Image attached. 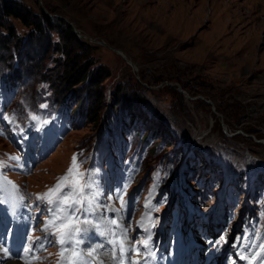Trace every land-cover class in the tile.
Instances as JSON below:
<instances>
[{
    "label": "rangeland",
    "instance_id": "rangeland-1",
    "mask_svg": "<svg viewBox=\"0 0 264 264\" xmlns=\"http://www.w3.org/2000/svg\"><path fill=\"white\" fill-rule=\"evenodd\" d=\"M20 1L16 8L28 12L26 16L30 20H40L45 11L50 16L62 17L71 25L79 38L77 41L69 39L74 63L86 66L92 61L99 73L104 65L109 67L110 73L101 82L105 106L110 103L112 95L108 91L114 85L124 86L134 96L141 94L140 99L145 102L136 107L138 115L131 121L147 126L144 131L154 125L165 128L172 139L166 147L182 151L172 176L157 165L151 164L148 168L147 155L135 165L132 163L133 168H128L120 158L121 153L117 156L109 142L111 136L106 133L111 130L107 128L100 133L94 152L93 142L97 136L94 119L77 127L56 119L49 104L48 82L34 74L22 75L15 90L5 91L1 87L4 66L0 65V160L6 162L5 167L0 168L3 175L17 186L20 178L36 181L35 185L43 180L54 183L67 172L76 155L81 169L90 172L99 186L94 185L92 190L94 195L100 193L96 202L112 204L120 213L127 233H142L147 226L141 241L149 240L158 250L169 249L171 243L182 247L183 239L188 237L191 256L215 259L221 255L218 262L223 264L224 261L229 263L227 254L232 251L229 244L242 236L243 230L247 236L243 246H255L251 236L257 227L253 223L249 225L248 218L257 213L258 204L242 194L244 191H239L244 190L243 186H250L255 199L260 181L253 185L252 176L258 170L264 171V0ZM1 21L2 25L12 21L22 35L31 27L18 17ZM44 40L31 49L33 72L47 66L48 60L43 61ZM83 42L90 43L86 50ZM78 64L74 69L76 73ZM10 92L15 96H8ZM41 124L37 136L44 143L49 141L52 147L44 155L42 166L35 165L31 170L21 160L24 166L21 171V166L9 157L20 155L25 149L24 129L33 130ZM129 138L136 142L138 135ZM142 143L140 139L136 143L139 150L133 153L123 145L120 149L129 152L127 157L139 158V151L145 153L140 148ZM104 152L108 166L102 159ZM170 156L167 159H176V155ZM208 159H216L217 165H211ZM242 168L249 172L243 186L236 177ZM218 169L221 172H217ZM212 174L218 179L210 187L204 186L207 180L195 181L199 175L209 178ZM107 176L112 185L101 193ZM188 182L195 190H187ZM234 183L237 200L232 203L230 212L225 198L217 195V190L221 188L226 192ZM206 189L211 190V196L204 192ZM0 193L5 200L10 196L9 190H0ZM10 213L12 211H6L7 215ZM112 219L121 222L116 214L110 215L104 223L105 231L115 230L106 223ZM8 226L9 222L5 221L1 229L4 246L17 252L16 264H30L22 261L21 253L25 251L21 244L12 243ZM53 252L51 249L50 253ZM94 256L99 260L97 253ZM14 263L9 260L3 264Z\"/></svg>",
    "mask_w": 264,
    "mask_h": 264
},
{
    "label": "trees",
    "instance_id": "trees-1",
    "mask_svg": "<svg viewBox=\"0 0 264 264\" xmlns=\"http://www.w3.org/2000/svg\"><path fill=\"white\" fill-rule=\"evenodd\" d=\"M0 1V11L2 12L0 15V61L2 63L0 65L4 66L3 87L5 91L15 90L21 82V77L34 74L38 79L48 82L49 97L51 102L56 105V110L64 114L65 118H74L76 126H80L92 118L96 121L97 127L101 124L99 127L100 131L105 128L110 129L111 134L109 135L111 137L117 136V140L122 134L129 135V137L138 135V140L136 142L132 141V143L139 150L135 144L140 139L143 141L140 148L145 150V153L139 151L142 159L143 156L147 155L146 160L150 161V163L164 162V164L172 165L175 163L182 150L177 147H166L172 139L168 136V133H165V128L160 129L158 128L159 126L154 125V128L150 127V129L144 131L147 126H139L140 123L131 121L134 116L138 115L136 107L145 102L141 101V94L134 96L133 92L124 86L114 85L108 91L112 95L109 99L110 103L105 106L106 96L101 82L110 73L109 67L104 65L101 73H99V69L92 61L86 66L81 65V63L78 64L77 61L75 63L72 61L69 39L72 38L77 41L79 38L68 22L62 17L50 16L45 11H42L40 20H30L26 16L28 12H22L16 8V6L21 4L20 0ZM24 9L26 8L24 7ZM12 17H18L23 23L31 25L25 35L19 33L12 21L2 25L1 19L9 20L10 18L11 20ZM41 40H44L46 53L43 61L47 59L48 63H46L47 66L45 68H42L44 70L38 71L37 69L33 72L30 69L31 60L34 58L31 49L33 50V47H36V44ZM83 44V49L85 50L90 46V43L87 42H83ZM76 64L79 65L78 73L74 70L77 68ZM163 135L167 137L163 138ZM158 136H161L160 139H158ZM129 139H123L122 145H128ZM217 145L220 144L218 143ZM217 145L214 147L217 148ZM130 150L132 151L133 149L131 148ZM170 154V157L176 155V159H167ZM208 161L211 165H217L216 159H208ZM217 172H221V170L218 169ZM238 174L239 176L236 177L240 178V183L242 185L245 184L246 170L242 168ZM263 179V170H258L253 174V185H256L259 181L260 185L258 196L254 199V194H252V198L261 208L264 216ZM237 181L235 179V182ZM234 185L236 183L228 188L232 190Z\"/></svg>",
    "mask_w": 264,
    "mask_h": 264
},
{
    "label": "snow or ice",
    "instance_id": "snow-or-ice-1",
    "mask_svg": "<svg viewBox=\"0 0 264 264\" xmlns=\"http://www.w3.org/2000/svg\"><path fill=\"white\" fill-rule=\"evenodd\" d=\"M43 107V105L41 106ZM35 119V117H33ZM10 160L18 161L20 157L12 155ZM6 162L0 160V168H4ZM95 181L92 179V174L86 170H82L80 163L77 160L76 155H73L72 162L67 169V172L57 179V183L49 188L46 192L37 195V200L44 202L47 205V211L49 212V219L44 225V231L48 233V236L55 237V242L60 245V261L58 264H92L91 257L94 256L104 244H97L95 248L85 254L81 245L85 243V240L90 239L88 235L90 231L97 233L99 236L109 237L106 243L111 245L113 252V260L115 264H140V262L132 261L128 255L130 249L125 245L127 239L128 229L122 228L118 221L115 219L109 220L106 223L109 225H115L116 229H108L105 231L102 228L104 221L102 218L97 217L101 222L93 224L92 219H89V215L99 211L100 205L96 202L98 192L94 195L93 188ZM0 190L12 192H18V186L10 181L6 176L0 173ZM19 199H22L20 197ZM12 207L15 208L18 205V201H9ZM124 201L121 197V207H123ZM110 211H118L117 209H108ZM49 229H52L49 232ZM48 236L43 239H48ZM37 240L42 238L37 237ZM52 242L51 240L49 241ZM144 248H147L148 240L140 242ZM43 247V244L40 245ZM264 250V245L260 246ZM71 249L69 254L68 250ZM119 249L121 258L116 260V250ZM5 252L7 248L3 249ZM25 253L31 251V247L26 248ZM139 252V248L136 249ZM38 259L39 257H32ZM241 259H248L247 257H241ZM102 264V262H101ZM145 264L147 262L145 261Z\"/></svg>",
    "mask_w": 264,
    "mask_h": 264
},
{
    "label": "bare ground",
    "instance_id": "bare-ground-1",
    "mask_svg": "<svg viewBox=\"0 0 264 264\" xmlns=\"http://www.w3.org/2000/svg\"><path fill=\"white\" fill-rule=\"evenodd\" d=\"M3 217H4L3 215L0 216V223H1V220L3 219ZM116 220L118 221V223L120 225L121 222L118 219H116ZM26 222H27V219L24 221V223H26ZM112 226L114 227V229H116L115 225H112ZM106 241H107L106 237L98 236L97 240H95L94 242L91 243L90 250L92 248H94L95 245L97 246V244H104V247L101 248L99 250V252H97L99 260L94 258L95 262H98V263L102 262L103 264H115V261H113V258H112L113 252L111 250V245L107 244ZM3 249L4 248L0 245V263L3 264L6 261L13 260L15 262L14 264H16V261H18V260L10 259L11 253L9 251L5 252ZM85 254H87V253H85ZM115 256H116V254H115ZM120 258H121V256L116 258V260H119ZM90 259L92 261V257ZM131 260L132 261L138 260L140 262V264H145V261L147 262V264H161V260L155 258L150 253H146L144 255V257H142V258H139V256H134L133 258H131ZM92 264H93V261H92Z\"/></svg>",
    "mask_w": 264,
    "mask_h": 264
},
{
    "label": "water",
    "instance_id": "water-1",
    "mask_svg": "<svg viewBox=\"0 0 264 264\" xmlns=\"http://www.w3.org/2000/svg\"><path fill=\"white\" fill-rule=\"evenodd\" d=\"M120 53L126 58L133 66H135L134 62L121 50H119Z\"/></svg>",
    "mask_w": 264,
    "mask_h": 264
}]
</instances>
